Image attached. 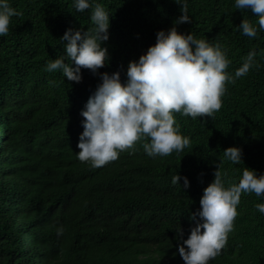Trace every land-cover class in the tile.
<instances>
[{
    "label": "trees",
    "instance_id": "1",
    "mask_svg": "<svg viewBox=\"0 0 264 264\" xmlns=\"http://www.w3.org/2000/svg\"><path fill=\"white\" fill-rule=\"evenodd\" d=\"M95 2L111 14L104 42L110 62L99 71L119 70L122 83L129 61L182 14L176 0ZM187 3L191 22L176 24L179 32L219 42L233 75L252 50L259 66L226 85L213 118L175 114L181 133L191 138L186 153L153 158L138 142L134 151L96 168L78 159L77 144L81 111L100 76L82 69L77 83L47 71L49 61L64 55L61 37L68 28L93 27L92 9L76 12L73 0H10L20 14L0 37V264H184L177 228L187 239L200 222L191 213L215 171L237 183L245 167L264 173V31L256 38L243 34L242 20L256 23L257 16L235 9V0ZM230 146L242 148L241 163L224 157ZM176 172L189 187L182 179L180 186L171 183ZM258 203L264 197L242 193L226 245L209 264H264Z\"/></svg>",
    "mask_w": 264,
    "mask_h": 264
},
{
    "label": "clouds",
    "instance_id": "2",
    "mask_svg": "<svg viewBox=\"0 0 264 264\" xmlns=\"http://www.w3.org/2000/svg\"><path fill=\"white\" fill-rule=\"evenodd\" d=\"M176 3L181 5L182 14L174 26L167 31L159 30L156 42L138 60L129 61L127 81L122 83L119 70L99 71L110 62L104 42L110 37L111 14L95 0H73L76 12L92 9L93 27L68 28L61 37L66 41L64 55L49 61L47 71L59 70L69 81L77 83L82 80V69L100 76L101 82L81 111L85 118L77 144L81 162L96 168L105 166L117 160L121 152L134 151L138 142H143L145 152L153 158L186 153L191 138L181 133L175 114L193 119L213 118L222 108L226 85L235 84L254 65L259 66L255 60L257 53L252 50L234 75L229 73L231 61L219 42L211 43L191 32L177 30L176 24L190 23L191 19L187 0ZM234 7L250 10L257 16L256 23L242 20L239 28L244 35L256 38L264 31V0H235ZM19 14L10 0H0V37L9 33L12 17ZM242 156L239 146L224 150V157L233 164L241 163ZM226 176V172L215 171L213 181L203 191L200 208L191 213L200 222L191 228L187 239L183 238V230L177 228L180 242L177 250L184 264H209L221 254L238 215L242 193L264 197V173L245 167L238 183L226 181ZM181 179L185 188L190 186L188 178L177 172L171 183L180 186ZM178 189L174 193L176 203L181 199ZM256 208L264 214V203L256 204ZM57 232L63 235L64 228H58Z\"/></svg>",
    "mask_w": 264,
    "mask_h": 264
}]
</instances>
